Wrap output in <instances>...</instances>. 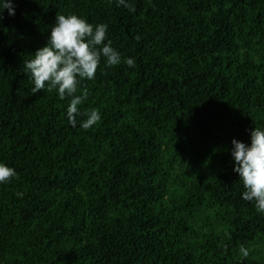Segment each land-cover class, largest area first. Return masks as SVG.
Masks as SVG:
<instances>
[{"label":"trees","instance_id":"obj_1","mask_svg":"<svg viewBox=\"0 0 264 264\" xmlns=\"http://www.w3.org/2000/svg\"><path fill=\"white\" fill-rule=\"evenodd\" d=\"M126 2L135 12L116 0L2 11L0 163L18 178L0 184V264H264V213L242 199L231 155L264 130V0ZM61 14L107 24L122 57L78 86L81 112L101 115L88 130L84 116L68 123L70 98L32 93L23 63Z\"/></svg>","mask_w":264,"mask_h":264},{"label":"clouds","instance_id":"obj_2","mask_svg":"<svg viewBox=\"0 0 264 264\" xmlns=\"http://www.w3.org/2000/svg\"><path fill=\"white\" fill-rule=\"evenodd\" d=\"M117 6H123L130 12H135L134 5L126 0H116ZM7 9L9 15H14L12 0H4L0 6V19L2 11ZM108 25L104 23L93 26L86 19L75 14L56 15V21L50 29L46 45L36 50L29 61H23L25 70L31 74L34 82L32 93L41 92L47 88L48 92L55 91L59 99L70 98L67 107L68 123L75 128L77 117L84 116L80 127L88 130L96 126L101 115L99 110L93 108L81 112L78 106L88 98L86 88L78 92L81 81L95 79L100 67L101 58L106 61L107 67L121 64L122 57L107 39ZM137 40L140 37H136ZM107 40V43H104ZM128 67L134 68L132 58L123 60ZM235 166L233 171L239 174L243 188L242 199L255 202L258 212L264 213V130L253 128L250 133V144L232 140ZM13 178H18L16 170L0 163V184H7ZM22 197L23 193H17ZM242 257L249 255V250L243 245L240 247Z\"/></svg>","mask_w":264,"mask_h":264}]
</instances>
